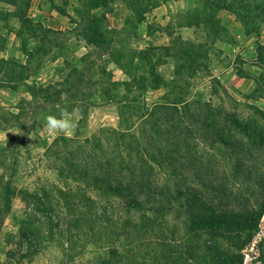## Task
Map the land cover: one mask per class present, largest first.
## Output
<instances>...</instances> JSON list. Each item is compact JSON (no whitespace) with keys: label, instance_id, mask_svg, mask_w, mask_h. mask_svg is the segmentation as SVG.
Listing matches in <instances>:
<instances>
[{"label":"rangeland","instance_id":"obj_1","mask_svg":"<svg viewBox=\"0 0 264 264\" xmlns=\"http://www.w3.org/2000/svg\"><path fill=\"white\" fill-rule=\"evenodd\" d=\"M173 4L0 0V264H264V213L254 227L244 211L263 197L264 149L245 162L218 143L264 140V0ZM48 116L74 127L49 132ZM60 137L77 144L48 155ZM109 159L172 199L131 207L92 180ZM198 175L225 188H203L197 205L244 221L211 227L205 209L208 225L192 221L173 190L199 187Z\"/></svg>","mask_w":264,"mask_h":264},{"label":"trees","instance_id":"obj_2","mask_svg":"<svg viewBox=\"0 0 264 264\" xmlns=\"http://www.w3.org/2000/svg\"><path fill=\"white\" fill-rule=\"evenodd\" d=\"M40 92H46L43 89H40ZM219 146H221L224 150L234 153L238 158L241 157L245 162L247 159L250 158H257L261 151L264 149V140H218ZM77 144V141L75 139H67L60 137L57 140H53V142L47 147L48 155H53L56 153H59L60 148H65L68 146H74ZM190 145L188 141L181 142L180 145ZM218 146V147H219ZM217 147V146H215ZM66 154H69L67 152ZM91 158L88 160H84V162L81 164L85 169L91 165ZM103 161H105V158H102ZM253 161V160H252ZM250 163H243V165L246 166V168H251L253 166V162ZM62 163L63 161L60 160V163L57 166V175L60 176L62 174ZM102 164H96L94 166V171L92 175V180L94 182H99L102 185H104L108 190H113L114 192H117L118 196L123 197V201L127 202L131 207H143L138 205H143L144 203H156L159 202L161 199L158 198H171V187L168 184H164L162 187H158V185L155 183L151 175H139L137 179H135L136 176H128V174L123 175L122 168L114 167V164L112 163V160H106V163ZM59 171V172H58ZM132 171V170H131ZM249 175V173H248ZM199 181L198 184L199 187H193L190 185H185L186 189L185 191L178 189L177 187L174 188L173 192L176 194L177 200H179L181 203L185 204L186 209L189 212V217L194 222H205L207 223L201 214H199V211L201 209L209 210L211 214V220L213 222H210L209 225H212L211 227H214L215 225L222 224L227 229H230L233 226H237L241 223V221H244L243 216H241L238 211H234L231 209H218L216 211L214 208L208 206L207 204L203 203L200 206L197 205V203L202 202V195L201 191L203 188L210 190L212 192H216L218 188H225L223 187L222 183L218 182L216 184V187H213L211 184L212 178L210 175H198ZM210 177V178H209ZM10 182L6 181L5 187L8 188ZM264 187V186H263ZM19 196L20 198L26 203V204H34L40 203L42 205V202H40V197L36 195V191H29L27 189L19 190ZM7 195L10 194V192H6ZM144 195L143 197L140 195ZM155 196H152V195ZM45 193L41 194V197H44ZM178 195V196H177ZM261 199H257L256 205L258 206L255 210H249L244 206L245 213L249 212L254 214V220H252V224L254 227H257L258 220L260 216L264 213V189L262 193ZM46 197V195H45ZM44 197L45 201L47 200ZM48 203L49 206V202ZM31 207H28L27 210L24 211L23 217L19 222V237L21 240H31L29 238V230H30V224H31ZM42 210L41 213H45L46 210H44V207H41ZM48 219V218H47ZM209 220V218H206ZM251 232H246L245 238L243 239V243H246L247 239L249 238ZM216 235V234H213ZM28 242V241H27Z\"/></svg>","mask_w":264,"mask_h":264},{"label":"clouds","instance_id":"obj_3","mask_svg":"<svg viewBox=\"0 0 264 264\" xmlns=\"http://www.w3.org/2000/svg\"><path fill=\"white\" fill-rule=\"evenodd\" d=\"M74 125L66 119H58L53 116H48L46 119V128L49 132H66Z\"/></svg>","mask_w":264,"mask_h":264},{"label":"crops","instance_id":"obj_4","mask_svg":"<svg viewBox=\"0 0 264 264\" xmlns=\"http://www.w3.org/2000/svg\"><path fill=\"white\" fill-rule=\"evenodd\" d=\"M225 1H228V0H225ZM172 2L174 3L173 5L176 8L175 11H185L195 6V0H172ZM4 133L5 131H0V145L6 141V140H2L4 139Z\"/></svg>","mask_w":264,"mask_h":264}]
</instances>
